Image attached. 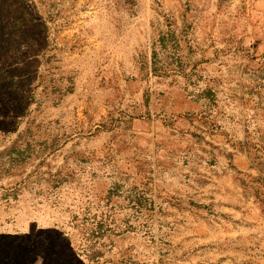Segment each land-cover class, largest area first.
<instances>
[{
	"label": "rangeland",
	"instance_id": "374dc122",
	"mask_svg": "<svg viewBox=\"0 0 264 264\" xmlns=\"http://www.w3.org/2000/svg\"><path fill=\"white\" fill-rule=\"evenodd\" d=\"M37 232L264 264V0H0V264Z\"/></svg>",
	"mask_w": 264,
	"mask_h": 264
},
{
	"label": "snow or ice",
	"instance_id": "6c2138e0",
	"mask_svg": "<svg viewBox=\"0 0 264 264\" xmlns=\"http://www.w3.org/2000/svg\"><path fill=\"white\" fill-rule=\"evenodd\" d=\"M35 236L31 248L26 250V264H62L61 258L63 264H71V248L68 241L61 240L59 234L50 232H37Z\"/></svg>",
	"mask_w": 264,
	"mask_h": 264
}]
</instances>
